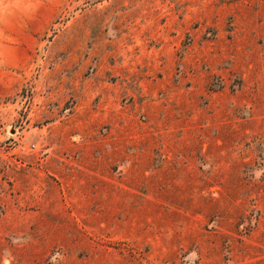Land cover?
<instances>
[{"label":"rangeland","instance_id":"obj_1","mask_svg":"<svg viewBox=\"0 0 264 264\" xmlns=\"http://www.w3.org/2000/svg\"><path fill=\"white\" fill-rule=\"evenodd\" d=\"M0 264H264V0H0Z\"/></svg>","mask_w":264,"mask_h":264}]
</instances>
